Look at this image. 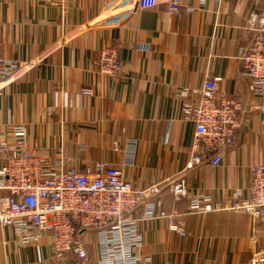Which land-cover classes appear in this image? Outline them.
<instances>
[{"label": "crops", "instance_id": "0c3cea01", "mask_svg": "<svg viewBox=\"0 0 264 264\" xmlns=\"http://www.w3.org/2000/svg\"><path fill=\"white\" fill-rule=\"evenodd\" d=\"M117 1L0 0L2 57L24 65L0 92V131L25 124L30 148L51 162L63 152L74 161L66 170L81 171L97 162L124 163L128 142L136 140L128 178L137 188L163 187V208L178 210L187 230L185 236L170 230L166 218L141 222L139 251L152 264H246L252 255L247 213L188 209L197 192L223 204L237 188L249 195L250 165L264 163L261 102L252 96L239 59L249 43L244 26L254 8L264 9V0H207L203 10L197 9L199 0H182L177 12L162 3L130 17L134 0ZM108 6L112 10L103 17ZM112 44L120 46L122 69L109 76L96 62ZM208 77H218V91L243 103L242 126L222 163L189 168L194 124L183 112L200 98ZM57 78L65 81L63 93L53 92ZM180 179L188 192L178 199L165 185ZM258 232L263 246L264 216ZM79 237L88 252L84 261L71 252L58 258L48 237L22 244L14 228L5 227L0 264H97L95 233L83 229Z\"/></svg>", "mask_w": 264, "mask_h": 264}, {"label": "built area", "instance_id": "2783aa9c", "mask_svg": "<svg viewBox=\"0 0 264 264\" xmlns=\"http://www.w3.org/2000/svg\"><path fill=\"white\" fill-rule=\"evenodd\" d=\"M123 0H118L120 5ZM165 3L170 12L179 11L182 0H134L129 16L138 11ZM207 0H199L197 9L203 10ZM108 6L103 17L112 10ZM108 18L105 19L107 21ZM249 40L239 52L250 92L261 103L257 106L264 122V9L254 8L244 26ZM118 44L104 47L97 69L109 76L122 69ZM146 46H142L145 49ZM33 63V62H32ZM24 65L17 60L4 59L0 50V92L16 77ZM218 77L204 80L197 101L188 102L183 119L194 124L191 145L187 148L189 168L210 163L218 165L223 155L237 140L242 126L244 105L241 101L218 91ZM65 81L57 78L53 92L63 93ZM183 94L189 89L184 88ZM25 124H16L6 134L0 131V229L12 227L19 242L31 244L48 237L55 254L63 259L68 252L80 260L88 259V252L79 232L92 230L97 239V264H152V257L139 249L144 242L141 222L157 218L168 219L170 230L185 236L187 230L177 218L180 213L163 208L162 189L158 183L137 188L127 176V169L135 164L137 141L127 145L124 163L115 166L97 162L93 169L81 171L72 166L73 159L60 152L51 162L30 148ZM175 197L188 192L184 180H170L165 185ZM231 210L247 213L252 220L250 235L252 255L246 264H264V244L260 246L258 223L264 216V163L250 165L249 195L237 188L231 193L229 204L212 195L192 194L189 213L205 214Z\"/></svg>", "mask_w": 264, "mask_h": 264}, {"label": "trees", "instance_id": "16d2710c", "mask_svg": "<svg viewBox=\"0 0 264 264\" xmlns=\"http://www.w3.org/2000/svg\"><path fill=\"white\" fill-rule=\"evenodd\" d=\"M164 200V199H163Z\"/></svg>", "mask_w": 264, "mask_h": 264}]
</instances>
